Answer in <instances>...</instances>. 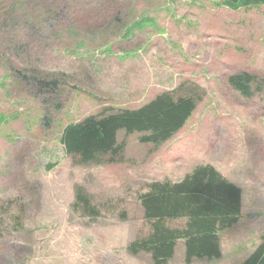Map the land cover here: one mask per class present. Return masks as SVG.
<instances>
[{
	"label": "rangeland",
	"instance_id": "374dc122",
	"mask_svg": "<svg viewBox=\"0 0 264 264\" xmlns=\"http://www.w3.org/2000/svg\"><path fill=\"white\" fill-rule=\"evenodd\" d=\"M222 1L0 0V264H153L131 251L154 231L141 198L200 166L241 188L243 208L219 234L222 258L192 264H240L262 243L264 6ZM239 74L254 78L250 97L229 83ZM172 92L199 102L160 147L121 133L96 165L61 144L69 124ZM77 188L99 217L75 207ZM168 264H186L183 241Z\"/></svg>",
	"mask_w": 264,
	"mask_h": 264
},
{
	"label": "trees",
	"instance_id": "16d2710c",
	"mask_svg": "<svg viewBox=\"0 0 264 264\" xmlns=\"http://www.w3.org/2000/svg\"><path fill=\"white\" fill-rule=\"evenodd\" d=\"M232 10L264 6V0H223ZM254 78L239 74L230 78V85L242 96L250 97ZM48 88L54 92L58 84ZM199 98L194 93H164L139 109H123L101 116L87 117L69 124L62 133L61 144L66 153L82 164L102 165L111 161L124 147L119 135L138 134L141 142L160 147L180 131L197 109ZM142 196L147 220L154 222L149 239L135 243L131 251L151 254L153 264H168L176 255L179 241L184 244L186 264L195 260L217 261L222 258L220 233L235 226L241 219L243 191L212 166H200L182 182H156ZM75 207L90 218L100 216L87 194L76 191ZM186 219L183 229H171L167 220ZM240 264H264V239Z\"/></svg>",
	"mask_w": 264,
	"mask_h": 264
}]
</instances>
